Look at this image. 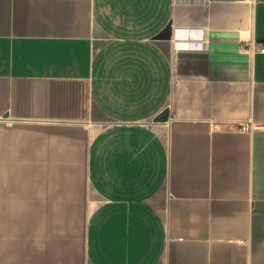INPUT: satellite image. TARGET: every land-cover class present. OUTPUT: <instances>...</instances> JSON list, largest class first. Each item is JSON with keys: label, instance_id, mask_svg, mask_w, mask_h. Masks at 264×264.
Segmentation results:
<instances>
[{"label": "crops", "instance_id": "1", "mask_svg": "<svg viewBox=\"0 0 264 264\" xmlns=\"http://www.w3.org/2000/svg\"><path fill=\"white\" fill-rule=\"evenodd\" d=\"M263 49L264 0H0V264H264Z\"/></svg>", "mask_w": 264, "mask_h": 264}, {"label": "water", "instance_id": "2", "mask_svg": "<svg viewBox=\"0 0 264 264\" xmlns=\"http://www.w3.org/2000/svg\"><path fill=\"white\" fill-rule=\"evenodd\" d=\"M171 38V27L170 25L158 36L156 39H170ZM170 119V112L169 110H164L159 116L155 118L156 123H166Z\"/></svg>", "mask_w": 264, "mask_h": 264}, {"label": "built area", "instance_id": "3", "mask_svg": "<svg viewBox=\"0 0 264 264\" xmlns=\"http://www.w3.org/2000/svg\"><path fill=\"white\" fill-rule=\"evenodd\" d=\"M264 50V49H263Z\"/></svg>", "mask_w": 264, "mask_h": 264}]
</instances>
